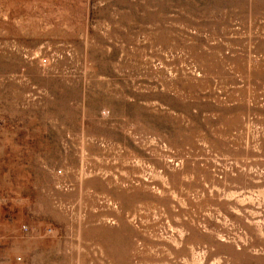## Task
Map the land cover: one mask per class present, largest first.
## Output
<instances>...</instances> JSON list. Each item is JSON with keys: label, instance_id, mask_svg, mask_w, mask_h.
Here are the masks:
<instances>
[{"label": "rangeland", "instance_id": "374dc122", "mask_svg": "<svg viewBox=\"0 0 264 264\" xmlns=\"http://www.w3.org/2000/svg\"><path fill=\"white\" fill-rule=\"evenodd\" d=\"M0 264H264V0H0Z\"/></svg>", "mask_w": 264, "mask_h": 264}]
</instances>
